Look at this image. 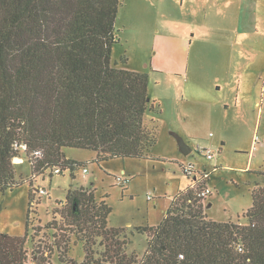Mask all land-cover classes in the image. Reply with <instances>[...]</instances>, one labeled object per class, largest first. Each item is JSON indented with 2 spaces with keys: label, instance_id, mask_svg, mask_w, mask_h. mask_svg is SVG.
I'll use <instances>...</instances> for the list:
<instances>
[{
  "label": "rangeland",
  "instance_id": "obj_1",
  "mask_svg": "<svg viewBox=\"0 0 264 264\" xmlns=\"http://www.w3.org/2000/svg\"><path fill=\"white\" fill-rule=\"evenodd\" d=\"M115 26L113 63L148 74L146 120L157 126L152 157L98 160L93 150L66 147V156L85 163L88 172L81 166L36 178L33 184L49 194L34 191V204L30 183L22 182L30 166L16 160L22 163L15 166L19 185L0 189V233L24 236L31 208L27 264H34V250L45 264L85 259L69 222L70 188L86 186L112 208L108 227L117 234L95 243L88 235L93 260L132 264L150 239L139 226L158 225L179 191L210 187L203 201L207 218L245 222L252 190L264 185V0H120ZM174 132L190 145L189 154L181 152ZM189 163L192 175L182 166Z\"/></svg>",
  "mask_w": 264,
  "mask_h": 264
},
{
  "label": "trees",
  "instance_id": "obj_2",
  "mask_svg": "<svg viewBox=\"0 0 264 264\" xmlns=\"http://www.w3.org/2000/svg\"><path fill=\"white\" fill-rule=\"evenodd\" d=\"M119 4L0 0L1 190L19 185L15 166L27 162L30 176L22 182L30 183L34 204V191L40 194L36 178L85 165L68 158L66 147L93 150L98 160L152 157L157 126L146 120L152 105L148 74L112 61ZM17 156L22 163L14 161ZM203 187L179 191L158 225L139 226L150 239L132 264H264V185L252 190L245 222L207 218ZM67 200L70 225L85 251L82 264H100L91 255L89 236L95 243L117 234L108 227L111 206L86 186L70 188ZM30 212L24 236L0 233V264H27ZM34 251V264H45L44 254Z\"/></svg>",
  "mask_w": 264,
  "mask_h": 264
},
{
  "label": "built area",
  "instance_id": "obj_3",
  "mask_svg": "<svg viewBox=\"0 0 264 264\" xmlns=\"http://www.w3.org/2000/svg\"><path fill=\"white\" fill-rule=\"evenodd\" d=\"M15 145H16L17 148H24V149L27 148V146H26L25 144H19V143H16ZM198 152H199V153H205L206 156H207L208 158H210V159L214 157V153L212 152V150H211L210 148H201V149H199ZM17 158H18V156L14 158V161H15V162H16V159H17ZM21 158H22V157H21ZM23 160H24V159L22 158L21 161H23ZM182 166H183L184 171H185L188 175H192V174L195 172V167H194V165H193L192 163L185 164V165H182ZM87 172H88V168H87L86 166H84V167H83V173L86 174ZM55 173H61V169H60V167L55 168ZM202 176H203L205 179H208V178H209V175H208V174H204V175H202ZM120 181H121L122 183H125V182H129L130 179H129V178H120ZM38 188H39V192H40V194H48V193H49V191H48V189H47L46 187L39 186ZM211 193H212L211 188L205 186V187L202 188V190L200 191L199 195L203 198V200H205V199L208 197V195L211 194ZM149 198H151V197L149 196ZM29 264H32V263H29Z\"/></svg>",
  "mask_w": 264,
  "mask_h": 264
},
{
  "label": "water",
  "instance_id": "obj_4",
  "mask_svg": "<svg viewBox=\"0 0 264 264\" xmlns=\"http://www.w3.org/2000/svg\"><path fill=\"white\" fill-rule=\"evenodd\" d=\"M174 136L177 138L178 144H179V148L181 150L182 153L184 154H189L192 151V148L190 147V145L185 141V139L183 138L182 135L174 132L173 133ZM16 160H22L21 157H18Z\"/></svg>",
  "mask_w": 264,
  "mask_h": 264
},
{
  "label": "crops",
  "instance_id": "obj_5",
  "mask_svg": "<svg viewBox=\"0 0 264 264\" xmlns=\"http://www.w3.org/2000/svg\"><path fill=\"white\" fill-rule=\"evenodd\" d=\"M170 48L172 47V45L169 46ZM169 49V48H168ZM26 248V247H25Z\"/></svg>",
  "mask_w": 264,
  "mask_h": 264
}]
</instances>
